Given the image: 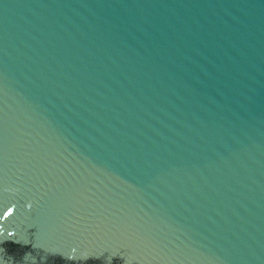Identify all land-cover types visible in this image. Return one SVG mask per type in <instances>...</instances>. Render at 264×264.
Here are the masks:
<instances>
[{
  "label": "water",
  "instance_id": "water-1",
  "mask_svg": "<svg viewBox=\"0 0 264 264\" xmlns=\"http://www.w3.org/2000/svg\"><path fill=\"white\" fill-rule=\"evenodd\" d=\"M0 264H264V0H0Z\"/></svg>",
  "mask_w": 264,
  "mask_h": 264
}]
</instances>
